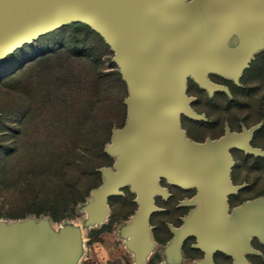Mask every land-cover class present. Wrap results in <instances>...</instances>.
<instances>
[{
  "label": "rangeland",
  "instance_id": "rangeland-1",
  "mask_svg": "<svg viewBox=\"0 0 264 264\" xmlns=\"http://www.w3.org/2000/svg\"><path fill=\"white\" fill-rule=\"evenodd\" d=\"M246 23L255 43L234 28L215 50L235 58L245 55L237 72L208 69L207 85L192 73L186 81L190 112L178 117L184 145L240 135L228 149L230 185L236 190L229 195L232 206L264 196V28L252 15ZM137 97L114 46L86 22L70 21L6 55L0 63V242L19 245L23 235L31 245L53 250L47 264H130L118 229L139 207L140 175L106 198L107 228L91 231L90 218L122 172L121 143L132 119L130 101ZM96 164L101 166L90 172ZM157 185L162 191L154 195L158 209L152 223L163 242L189 212L185 200L198 187L182 188L163 177ZM84 196L63 219L29 212L38 201ZM193 241L187 248L196 256L189 250ZM254 247L253 263L264 264V242L256 239Z\"/></svg>",
  "mask_w": 264,
  "mask_h": 264
},
{
  "label": "water",
  "instance_id": "water-1",
  "mask_svg": "<svg viewBox=\"0 0 264 264\" xmlns=\"http://www.w3.org/2000/svg\"><path fill=\"white\" fill-rule=\"evenodd\" d=\"M247 15L264 28V0H208L199 5H186L184 0H0V63L42 33L82 21L114 46L122 72L138 95L130 101L132 119L121 143L122 172L106 187L94 216L106 213V198L138 173L140 202L148 219L158 209L154 195L162 191L157 183L163 177L182 188H200L206 209L195 230L203 248L230 242L232 229L244 223L240 217L226 222V195L236 191L228 185V149L241 137L226 135L202 146L184 145L178 117L179 109L190 112L185 97L190 71L207 85L206 70L237 72L244 62L245 55L235 58L215 50L234 28L255 43ZM21 237L19 245L0 242V264H47L53 259V250Z\"/></svg>",
  "mask_w": 264,
  "mask_h": 264
},
{
  "label": "crops",
  "instance_id": "crops-1",
  "mask_svg": "<svg viewBox=\"0 0 264 264\" xmlns=\"http://www.w3.org/2000/svg\"><path fill=\"white\" fill-rule=\"evenodd\" d=\"M228 185L234 188L230 185V178ZM230 194L226 195L228 203L226 222L240 217L244 223L232 229L229 235L230 242H222V247L210 249L201 246L198 231L195 230L196 225L204 219L206 209L200 200L202 192L199 187L195 196L185 200L188 201L186 205L190 207L189 212L179 225L171 227L172 234L164 242L156 237V225L152 223V216L157 210H152L149 218L145 220L144 204L139 202L137 211L118 229L124 240L130 264H151L156 255L160 256L158 264H253L250 256L255 250L254 240L262 241L264 236V196L232 206L229 202ZM154 206L157 208L155 202ZM107 218V212L103 215H93L90 218L91 231L99 225H104ZM190 239H194L190 248L191 251L198 252L196 256L186 252V243ZM78 243L77 238L74 255L80 250Z\"/></svg>",
  "mask_w": 264,
  "mask_h": 264
},
{
  "label": "trees",
  "instance_id": "trees-1",
  "mask_svg": "<svg viewBox=\"0 0 264 264\" xmlns=\"http://www.w3.org/2000/svg\"><path fill=\"white\" fill-rule=\"evenodd\" d=\"M93 143L97 144L98 142H93ZM99 157H101V158L105 157V154H104L102 148L99 149ZM100 166H101L100 164H96V165L92 166L91 169H89V171L90 172H96L97 168L100 167ZM1 174L4 175V172H1ZM86 196H84L82 198H76L75 201H71V202H70L69 199H66V198H64L65 200H63L62 202L59 199H57V198H53L52 200H49L46 203L38 201V204H35L36 206H33L34 208H30L29 212L30 213H35L37 215H41L43 213H47L48 212L56 220L57 219H63V218H65L66 214L68 213L70 205H74L75 207H77V205L80 202L84 201ZM107 225H109V224H104L101 227V230L107 228ZM155 234H156V230H155ZM156 237H157V234H156ZM158 240H160V239H158ZM160 241H162V240H160ZM186 248H187V243H186ZM190 250H191V248H190ZM186 252L189 254L188 248L186 249ZM250 258H251V260L254 259L252 255L250 256ZM159 261H160V256L156 255L152 259L151 264H158ZM252 262H254V261H252ZM253 264H255V263H253Z\"/></svg>",
  "mask_w": 264,
  "mask_h": 264
},
{
  "label": "bare ground",
  "instance_id": "bare-ground-1",
  "mask_svg": "<svg viewBox=\"0 0 264 264\" xmlns=\"http://www.w3.org/2000/svg\"><path fill=\"white\" fill-rule=\"evenodd\" d=\"M32 41H33V40H32ZM32 41H31V42H32ZM191 73H192V71H190V72L188 73V78L191 76ZM188 78H187V79H188ZM186 96H187V95H186V91H185V97H186ZM187 104H188V103H187ZM179 112H180V113H185V110H184V109H179Z\"/></svg>",
  "mask_w": 264,
  "mask_h": 264
}]
</instances>
